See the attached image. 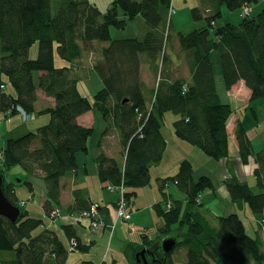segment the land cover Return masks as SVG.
<instances>
[{
	"label": "trees",
	"instance_id": "1",
	"mask_svg": "<svg viewBox=\"0 0 264 264\" xmlns=\"http://www.w3.org/2000/svg\"><path fill=\"white\" fill-rule=\"evenodd\" d=\"M172 1L115 0L103 13L89 0H0V109L15 116L19 115L17 107H21L30 115L47 114L50 118L37 131L6 140L0 148V172L19 167L26 176L42 179L48 193L43 206L46 215L51 216L59 206L62 178L77 171V154L88 151L95 129L84 127L78 120L95 109L108 124L101 137L116 131L125 157L122 165L116 158L99 155L98 178L109 186L123 185L128 205L136 201L140 188L151 185L152 166L161 164L165 157L168 145L163 128L168 114L175 115L174 134L180 140L215 161L229 156L227 126L236 109L220 99L210 57L212 38L216 39L213 46L220 56L226 88L232 90L243 81L251 91V101H264V9L257 16L216 25L222 17L221 6L231 12L252 7L260 0H215L216 7L208 13L201 7L193 8L195 22L205 20L207 26L189 33L174 28ZM139 16L144 19L145 34L112 39L110 28L124 30ZM36 44L39 56L33 59L29 53ZM56 50L65 62L61 66L56 64ZM91 54L100 55L94 71L103 84L93 100L82 95L70 66ZM172 55L189 69L188 76L179 75L173 68ZM143 57L157 81L150 100L142 81ZM39 90L54 99L51 107L41 111L36 108ZM252 113L257 117L255 110ZM236 142L242 163L255 162L253 173L260 192L254 193L248 184L232 180L227 184L230 196L233 202L245 203L254 214L262 215L264 147L255 149L242 123L236 129ZM20 182L4 184L5 195L22 209L23 217L15 224L0 218V264H66L72 252L70 240L78 244L73 252L84 250L75 224L62 228L68 239L66 246L59 232L46 228L43 219L31 216L26 205H20L24 201L17 198L16 187L27 184L33 191L32 183L24 178ZM168 182L176 183L186 195V204L167 199ZM158 185L164 199L155 206L164 222L160 237L173 236L179 241L177 247L186 248L184 264H264L260 242L248 234L239 215L220 217L218 228L202 217L201 195L214 186L208 175L195 178L190 160L180 164L174 177L159 179ZM74 196L69 213L88 210L93 204L79 189ZM164 202H171L170 210ZM144 243L156 254L155 264H176L177 247L172 254H165L162 242L153 244L145 236ZM144 248L133 245L127 249V253L134 254L132 264H141L136 253Z\"/></svg>",
	"mask_w": 264,
	"mask_h": 264
},
{
	"label": "crops",
	"instance_id": "2",
	"mask_svg": "<svg viewBox=\"0 0 264 264\" xmlns=\"http://www.w3.org/2000/svg\"><path fill=\"white\" fill-rule=\"evenodd\" d=\"M208 1H210L211 4L206 6L204 5L203 7L202 0H197V4L195 3L196 6H194L193 8L203 7L202 9H204L205 12L208 13L216 7L215 0ZM223 8L224 6H221V13ZM178 13L179 12L177 11V13L175 14L176 16L174 15L172 19L173 26L177 32H186L185 30H189V27L192 26L194 22L188 21L184 23L183 21L185 19L177 18ZM129 22H131L135 26L134 36H131L129 38H135V36L145 34L146 27L144 19L142 17L139 16L134 19V21ZM216 25H220L218 21H216ZM215 41L216 39L212 38L209 44L212 48L210 57H212L214 74L216 78V87L218 89V93L222 103L230 104L232 106L233 99H236L238 102L241 100L245 101V103L250 102L252 100L251 91L248 89V87L245 86L243 81H240L236 85H234L232 90H228L226 88L225 80L223 78L220 56L218 55L217 51L214 49L213 46ZM84 57L72 63V65L70 66L72 68L73 74H75L76 78H78L79 80L78 84L82 95H86L89 98L91 96L92 98L95 97V93L97 91L103 88V84L101 83L100 78L94 71V65L100 59V55H90L88 61L91 62V60H93L94 58V62H91L90 67L84 65ZM172 58L174 59L173 68L179 71L178 74L188 76L189 69H187L184 64H181V61H178L177 58H175V55H172ZM142 60V81H144L147 98L148 100H150L153 93L152 91L157 85V81L154 70L151 69L146 57H143ZM79 73L82 74L83 78L80 77ZM81 82L82 84H85L84 92L81 89ZM38 97L39 101L36 107L38 111H41L42 109L47 107H51L54 104V99L45 97V95L40 90L38 91ZM261 108L264 119L263 103L261 104ZM238 113L239 112L236 110L235 114L232 116V118L230 119L231 121L227 126V131L230 136V154L229 156H227V158L216 161L209 158L206 154H203V152L196 146H192L191 144L180 140L176 136V134H174L173 121L175 120V115L169 116L170 114H168L165 119V121L170 119L169 123L171 124V127L169 128L167 133L168 135L164 132L165 128H163V132L167 139L168 145V148L164 154L165 157L161 164L152 166L151 185L140 188L138 190V195L135 198L136 202H134L132 205H129L128 209L132 213V219L130 223H118L112 232L111 226L114 224L115 221V209L120 195L117 192L109 190V185L99 180L97 158L99 155L105 154L112 158H116L118 161L121 162L122 165H124V148L121 146L120 136H118L116 131H112L104 138L101 137L102 133L107 130L108 124L104 122L103 117L96 109L85 113V115H82L78 120L79 123L84 127L86 126L94 128L95 132L88 141L87 153L77 154V171L66 174V176L61 180L63 189L61 192L62 196L58 207L61 208L63 217L58 221L57 225L52 224L51 217L45 214L43 208L44 203L48 198L45 183L42 179L36 177H29L27 180L33 185V191L30 193L32 194V197L30 199L34 201L35 197L40 194L39 204L41 205V208L46 217V220H44L46 228L49 227L55 230L56 232H59V235L63 239L66 246H68V239L67 236H65L62 228L63 226H68V224H75L76 235H78L81 244L84 246V250H80L79 252L75 253H83V255L81 256V258H75L73 256L74 252H71L66 264H70L72 260H74L72 264H81V262L83 261L93 262L94 264H97L94 258H91V253L93 249L97 247V244L102 241L104 243L111 242V240L112 242H114V240L117 238V242H119V244H126L125 246L127 247L125 249H123V246H120V249H123L124 254L127 256L128 264H132L134 254L130 252L127 253V249L133 245L141 247L145 246V248H147L144 243L145 236L147 240H149V242H152L153 244L160 243L161 241L158 242V240H156L155 238V235L159 237L161 232L160 229L163 227L164 222L158 216L157 211L155 210V206L158 203L163 202L164 199H162L163 196L158 185V180L163 178L174 177V175L179 171L180 164L184 160H190L194 165V176L196 179L200 178L201 176L208 175L211 177L213 182L214 189H207V191L203 192L201 195L199 205L201 208L200 211L202 213V217L205 218V220H207V222H209L212 227L218 228V221L220 217H227L229 216V214L239 215V217H241L244 221V226L246 227L248 234L251 237L256 238L260 242L261 248L264 251V214L256 215L252 212L250 207L247 206V204H237L233 202L232 196H230V192L227 185L228 182L232 180H237L238 182L248 184L254 193H256V189L259 190L256 184L255 173H253L255 168V162L251 160L249 162V165H245L244 163H242L240 154L238 152V143L236 142V129L240 123H242L245 129L248 130V134L251 138V141H253L254 138L252 133L257 130H255L254 127V120L249 119L250 116H248V112L246 113V115H244V118L241 117V115H239ZM256 113L257 117H255V122L257 124L260 121L259 111H256ZM16 119H20V116L18 114L13 116L12 114L6 115L2 112L0 113V148H3L6 145L7 139L11 137H21V135L35 130L32 128H36L37 130V128L42 127V125H45L50 121L49 115L47 114H42L39 118L36 114H34V120L32 121H37L35 127L29 128L25 124L21 125V127L18 128L9 127L11 123L14 124V121ZM247 123H252V127L249 128L248 126H246ZM4 124V127H6V131H4ZM7 124H9V126H7ZM257 126H259V124H257ZM261 147H264V142L260 144L259 149ZM18 169L22 171L21 168L15 167L12 168L10 172L12 173L13 171L14 173L15 170V173L19 175L21 173ZM16 174H12V176H15ZM14 179L15 178L11 177L9 179H6V184H10L13 182L17 184L21 183L20 181L17 182ZM249 181L252 183H250ZM38 186L42 188L39 192ZM78 189L82 192L83 196L88 201L100 206V218L103 223H105V226L101 227V229H92L90 227L89 221L87 220H83L79 223H74V220L69 216L71 213H69L68 208L74 204V191ZM165 192L167 195V199L171 202L173 200H179L182 201L184 204L187 203L186 195H184L180 191L176 183L168 182L165 185ZM18 194L19 186L16 187L17 198L20 201H26L25 199H22ZM29 201L30 200L27 199L25 205H27ZM164 205H166V202H164ZM134 207H136L138 211L137 213L133 211ZM146 217H148V219L150 218L149 221H156V232L152 231V229L148 227V225H144L146 224L144 223V218ZM134 233H140L141 235L139 236H141L142 238L139 236L136 238H132V235ZM184 233H187L186 229H184ZM184 252L185 257L183 258V260L174 263L184 264L187 254L186 248H184ZM85 257L89 258L87 259ZM113 261V264H115L117 260L114 259ZM223 263L231 264L226 263L224 261Z\"/></svg>",
	"mask_w": 264,
	"mask_h": 264
},
{
	"label": "rangeland",
	"instance_id": "3",
	"mask_svg": "<svg viewBox=\"0 0 264 264\" xmlns=\"http://www.w3.org/2000/svg\"><path fill=\"white\" fill-rule=\"evenodd\" d=\"M115 1V0H89L90 3H93L94 5L97 6V8H99L101 10V12L103 13H106L108 11V9H110L109 7L111 6L112 2ZM197 0H173L172 1V5L174 7V10L179 12L177 15V18H180V19H185L183 22L186 23L188 21H193L194 23L192 24V26L189 27V30H185L186 33L189 31H192V30H195V29H199L201 27H204V26H207L206 24V21L203 20V21H199V22H195V20L193 19V15H191V9H193L194 6H196ZM196 3V4H195ZM202 3H203V7L204 5H209L211 4L210 1L208 0H202ZM201 7V8H203ZM263 9H264V1L260 0L259 3L257 4H253L252 5V14L253 16H257L259 15L260 13L263 12ZM203 12L205 11L204 9H202ZM222 13H223V17H221L219 20H218V23L220 24L219 26L221 25H224V23L226 22H239L241 21L242 19V10H236V11H229L225 6L224 8L222 9ZM176 16V15H175ZM182 21V20H181ZM185 25V24H184ZM134 24H132L131 22L128 23V25L125 27L124 30H119V29H116L115 27L113 28H110L111 29V36H112V39H118V38H124V37H131V36H134V31H135V28H134ZM39 44H36L34 45L31 50H30V56L31 58L33 59H36L38 56H39ZM56 64L59 66L63 65L65 62L60 58L59 56V53H57V50H56ZM90 55H85L84 57V60H83V63L84 65L86 66H91V62L93 63L94 62V58L93 60L88 61ZM80 74V77L83 78L82 74ZM36 84L38 86V76L36 77ZM81 84V89L82 91L84 92V87H85V84H82V82L80 83ZM11 92V89H9L8 93ZM91 98V96H90ZM94 97L91 98V100H93ZM264 101L262 99H258L256 101H250V102H246L245 101H237L236 99H233V102H232V107L234 109H236L239 113V115H241V117L244 118V115H246V113L248 112V116L250 120H254V123H255V131L253 134V145L255 147L256 150L259 149V146L261 143L264 142V119H263V114H262V108H261V104L263 103ZM253 110L255 111H259V126H257L256 124V119L253 115ZM2 112V110L0 109V113ZM37 117H41V115L39 114H36ZM169 116H174L173 113H171ZM22 119H16L14 121V124L11 123L10 126L9 124H7V126L9 127H13V128H18V127H21V125L25 124L27 125L29 128H32V127H35L37 121H29V122H23V120L21 121ZM169 120H166L165 121V125H164V132L167 134L168 133V130L169 128L171 127V124L169 123ZM250 122V121H249ZM5 126V124L3 125V127ZM246 126H248L249 128L252 127V123H247ZM258 127V128H257ZM32 129H35L36 128H32ZM4 131H6V127H4ZM37 131V130H36ZM168 135V134H167ZM19 172L21 174L17 175L15 173V170H14V173L12 171V173L9 171L6 174V179H9L10 177L11 178H15L14 180L15 181H20L21 179L23 180H28V176H26L25 174H23L24 172L23 171H20V169H18ZM12 174H16L15 176H12ZM251 181V180H250ZM249 181V182H250ZM252 183V182H250ZM149 188V187H148ZM40 186H38V192L40 191ZM256 193H259V190L256 189L255 191ZM31 191L29 189V186L27 184H24V185H21L19 186V194L20 197L22 199H25L27 201L30 200L27 205H26V209L30 212V215L33 216V217H37V218H41L43 220H46V217L44 215V212L41 208V205L39 204L40 203V194H38L36 197H35V200L32 201V199H30L32 197V194H30ZM136 200V199H135ZM136 202V201H135ZM135 213H137V209L136 207H134V210H133ZM150 218L148 219V217L144 218V225H148V227H150L152 229V231L156 232V229H157V223L156 221H149ZM139 235H141L140 233H134L132 235V238H136L138 237ZM159 235V234H158ZM172 235V234H171ZM141 237V236H139ZM142 238V237H141ZM155 238L156 240H158V242L162 241L163 239L160 237H157V235H155ZM121 239V238H120ZM134 240V239H133ZM118 239L116 238L114 240V242H106L104 243L103 241L102 242H99L97 244V247L93 249L92 253H91V258L93 257L95 262L97 264H113L114 263V259H116V263L115 264H128V259H127V256L124 254L123 252V249H125L127 246H125L126 244H119V242H117ZM142 241V240H141ZM125 243V242H124ZM120 246H123L124 248L121 250L120 249ZM79 252V251H78ZM176 253L174 254V262H179V261H182L183 258L185 257V252H184V247H177V250L175 251ZM10 256H12L13 254H9ZM83 255V253H75L73 254V256L75 258H81V256ZM87 256V255H85ZM85 258H89V257H85ZM72 262H74V260H72L70 262V264H72Z\"/></svg>",
	"mask_w": 264,
	"mask_h": 264
},
{
	"label": "built area",
	"instance_id": "4",
	"mask_svg": "<svg viewBox=\"0 0 264 264\" xmlns=\"http://www.w3.org/2000/svg\"><path fill=\"white\" fill-rule=\"evenodd\" d=\"M242 17L245 16H250L252 14V7L250 6H244L242 9ZM176 14V11L174 10V7L172 6L170 9V16H174ZM19 115L21 116V119L24 122H29L31 120H34V115L33 114H28L23 108L17 107ZM3 159V152L0 151V161ZM109 190L113 192H117L120 197L118 199L117 205H116V216H115V221L114 224L111 226V232L115 229L116 225L118 223L122 222H127L130 223L132 219V213L129 211L128 207V202L125 199V190L123 185H120V187H114V186H109ZM25 201L20 202V205L25 206ZM171 208V202H168L166 204V209L170 210ZM52 224L57 225L58 221L63 217L62 210L61 208L57 207L54 208L52 213L50 214ZM73 220L74 223H79L82 222L83 220H87L90 223V227L92 229H101V227L105 226V223L100 218V206L97 204H92L91 207L88 210L80 211L79 213H71L69 215ZM133 229V228H132ZM69 250L70 251H75L78 248L77 242L73 239L69 241Z\"/></svg>",
	"mask_w": 264,
	"mask_h": 264
},
{
	"label": "water",
	"instance_id": "5",
	"mask_svg": "<svg viewBox=\"0 0 264 264\" xmlns=\"http://www.w3.org/2000/svg\"><path fill=\"white\" fill-rule=\"evenodd\" d=\"M5 181L6 175L3 172H0V218L6 217L15 224L23 217V211L18 205L13 204L8 196L5 195ZM161 242V248L165 254H172L179 243V241L173 236L166 237V239H163ZM136 254V260L138 263L155 264L156 262V257H154L147 248ZM148 254L152 256L151 263L148 261Z\"/></svg>",
	"mask_w": 264,
	"mask_h": 264
},
{
	"label": "flooded vegetation",
	"instance_id": "6",
	"mask_svg": "<svg viewBox=\"0 0 264 264\" xmlns=\"http://www.w3.org/2000/svg\"><path fill=\"white\" fill-rule=\"evenodd\" d=\"M147 249H148V247H147ZM148 250L150 251V253H152V254H153V256H154V257H156V260H157V256H156V254H155V253H153V251H151L150 249H148ZM139 252H140V251H139ZM136 255H137V254H136ZM147 257H148V258H149V260H150L149 262H151V261H152V256L148 254V255H147Z\"/></svg>",
	"mask_w": 264,
	"mask_h": 264
}]
</instances>
